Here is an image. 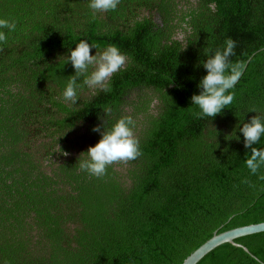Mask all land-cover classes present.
I'll list each match as a JSON object with an SVG mask.
<instances>
[{
  "label": "trees",
  "instance_id": "16d2710c",
  "mask_svg": "<svg viewBox=\"0 0 264 264\" xmlns=\"http://www.w3.org/2000/svg\"><path fill=\"white\" fill-rule=\"evenodd\" d=\"M89 3L0 0V19L17 24L0 29V264H180L213 233L263 222L264 167L249 172L238 129L264 117V0H120L95 15ZM228 38L230 61L245 66L235 98L196 118L205 51ZM81 39L92 55L111 44L129 61L110 92L77 80L72 105L65 61ZM123 116L142 155L101 178L80 171L101 138L92 129ZM204 264H264V238Z\"/></svg>",
  "mask_w": 264,
  "mask_h": 264
},
{
  "label": "clouds",
  "instance_id": "9594fccd",
  "mask_svg": "<svg viewBox=\"0 0 264 264\" xmlns=\"http://www.w3.org/2000/svg\"><path fill=\"white\" fill-rule=\"evenodd\" d=\"M120 4V0H90L88 7L95 15L97 12L115 11ZM187 25H183L186 27ZM15 20L0 19V29H7L9 32L16 30ZM7 35L0 30V44L7 42ZM223 49H207L205 60L202 62L207 74L203 76L198 84L200 92L190 97L192 105L199 108L198 112L193 113L196 118L215 117L223 109L232 104L235 94L231 91L238 83L244 65L242 63H232L230 57L234 55L236 42L228 38L224 42ZM95 46L87 40L81 39L75 45V49H69L66 55L65 64L70 62L75 74L68 77L66 87L63 89L61 98L64 102L76 105L78 101L77 83L83 77V85L90 89L110 92V81L114 74L124 69L129 61V57L122 53L118 47L109 44L102 51L90 54ZM0 51H3L0 48ZM105 113H110L111 108L106 107ZM249 112L256 113L255 107ZM239 132L244 137V148L250 149L251 154L247 156L244 163L252 175H257L264 167V148L253 147L259 143L264 135V117L260 115L252 116L247 122L240 121ZM135 122L131 116H123L115 121L111 127H106V122L92 129L99 133L100 140L80 153L78 157V167L80 171L86 172L89 176L101 178L107 174V169L114 163L127 164L140 157L139 141L134 132ZM58 153L67 157L70 154L62 151L57 144ZM226 151V149H225ZM83 157V159H81ZM258 179L264 181V174L258 175ZM249 187H255L247 178L240 181ZM239 185H234L238 187ZM3 264H10L4 260Z\"/></svg>",
  "mask_w": 264,
  "mask_h": 264
},
{
  "label": "water",
  "instance_id": "95a60500",
  "mask_svg": "<svg viewBox=\"0 0 264 264\" xmlns=\"http://www.w3.org/2000/svg\"><path fill=\"white\" fill-rule=\"evenodd\" d=\"M264 238V221L213 233L180 264H204L243 244ZM242 250L246 251L245 248Z\"/></svg>",
  "mask_w": 264,
  "mask_h": 264
}]
</instances>
